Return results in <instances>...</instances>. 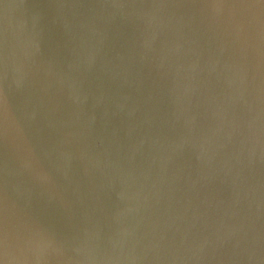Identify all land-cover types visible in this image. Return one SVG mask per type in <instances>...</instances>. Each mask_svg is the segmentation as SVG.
I'll list each match as a JSON object with an SVG mask.
<instances>
[{"label":"water","instance_id":"water-1","mask_svg":"<svg viewBox=\"0 0 264 264\" xmlns=\"http://www.w3.org/2000/svg\"><path fill=\"white\" fill-rule=\"evenodd\" d=\"M0 264H264V0H0Z\"/></svg>","mask_w":264,"mask_h":264}]
</instances>
